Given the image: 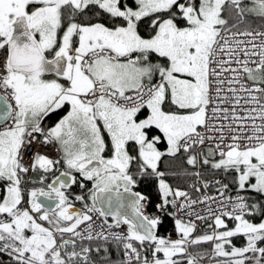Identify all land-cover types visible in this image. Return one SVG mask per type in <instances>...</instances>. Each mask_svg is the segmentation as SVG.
Segmentation results:
<instances>
[{
  "label": "snow or ice",
  "instance_id": "obj_1",
  "mask_svg": "<svg viewBox=\"0 0 264 264\" xmlns=\"http://www.w3.org/2000/svg\"><path fill=\"white\" fill-rule=\"evenodd\" d=\"M249 18L264 20V0H0V264H98L93 254L112 264L113 244L117 264H201L207 253L189 249L204 242L224 264H264V219L253 222L264 200L240 194L264 196V31H240ZM225 83L231 110L220 106ZM242 99L252 107L238 115ZM221 118L236 127L210 124ZM54 143L62 161L40 151ZM181 152L187 165L234 171L237 195L220 181L219 201L173 188L161 165ZM61 163L67 170L48 182ZM72 170L94 181L91 206L74 207L68 189L86 185ZM26 176L44 186L25 189ZM153 181L160 215L133 191ZM166 216L175 240L158 234ZM209 218L210 231L193 238ZM238 234L246 244L226 250Z\"/></svg>",
  "mask_w": 264,
  "mask_h": 264
},
{
  "label": "trees",
  "instance_id": "obj_2",
  "mask_svg": "<svg viewBox=\"0 0 264 264\" xmlns=\"http://www.w3.org/2000/svg\"><path fill=\"white\" fill-rule=\"evenodd\" d=\"M246 28H263L264 29V20H261L260 18H249L247 23H243L239 26V29H246ZM51 78V77H49ZM65 109V108H64ZM60 110L55 114L50 115L48 118H46L42 124L45 128L52 126L61 115L65 113V111ZM61 158V157H60ZM216 159H219L217 156ZM165 164L161 165L162 170H165L168 175L166 176L167 182L172 185L173 188H180L187 191L190 195H196L199 191H196L195 188L191 187L192 185H195L196 188L200 187V181L198 176L192 175L191 173H195L197 170V166L193 167L190 165H187L186 163V154L181 152L177 155L175 158L165 157ZM189 173V175H183L184 172ZM43 172L42 170L33 173L34 175H41ZM176 173V175H174ZM199 173H200V179L203 183L207 182L209 184V187L207 189L210 190H217L219 187V184L216 183V181H220L222 184H227L229 186L230 191H237L236 186L233 183V178L236 176V173L234 171H228L225 172L222 169H212L210 165H199ZM86 185L85 188H80L79 184H75L69 189V192H71V197L74 206H83V203H88L91 206V199H90V190L93 189V181H85L84 183ZM40 184H31L30 187L33 186L37 187ZM155 189L156 185L153 181L150 186H145L144 184H139L136 187L133 188V190L141 191L147 193L150 197H152L153 202L155 199ZM245 195H248L252 197L253 202L257 200H264V196H258L256 193L249 191L248 193H244ZM76 195H83L85 196V201H75L74 197ZM3 193L0 195V199H2ZM151 207L153 206L150 205ZM169 212H171L169 208ZM263 217H260L258 214L253 219V222H259ZM228 228L234 226V222L231 220H228ZM212 223L204 222L201 224L199 228L196 229L195 233L193 234V238L198 235H203L206 232H209V225ZM174 219L172 216H166L164 217L163 224L159 226L158 232L160 236H163L162 234L169 230L174 228ZM223 230V229H222ZM175 234L177 235L176 231ZM178 236V235H177ZM232 244L226 245V250H231V246L235 245L236 247H242L246 244V237H244L242 234H238L236 237L231 238ZM213 242H204L200 245L191 246L190 251L195 253H208L209 248H213ZM264 246V245H261ZM104 253L101 252L100 256H103ZM150 255V253H149ZM123 257L122 252H119L115 245L113 244L110 248V255L109 260L112 262V264H117L119 260H121ZM93 258L98 261L99 264V257H97L95 254H93ZM227 258L225 257H212V255L209 257L207 255L204 256V260L206 264H217V261L220 262V264H224V261Z\"/></svg>",
  "mask_w": 264,
  "mask_h": 264
},
{
  "label": "built area",
  "instance_id": "obj_3",
  "mask_svg": "<svg viewBox=\"0 0 264 264\" xmlns=\"http://www.w3.org/2000/svg\"><path fill=\"white\" fill-rule=\"evenodd\" d=\"M249 30H259V31H264V30H261V29H249ZM240 31H243V30H240ZM238 38H239V39H244V37H238ZM258 42H259V41H257V43H258ZM225 67H227V65H225ZM232 67H235V65H232ZM232 75H233V74L230 73V72H225L221 78H222V79H227V78H230ZM228 87H229V85H228L227 83H225V84L223 85V89H224V91L221 92L220 95H221L222 97H228V99L225 100V102H224L223 104H221L220 106H221L222 108H228L229 110H231V108H232L233 105H234V101H233V99H232V93H230V92L227 91ZM233 87H238V85H233ZM238 94H239L241 97H245V96H246V94L243 93V92H240V93H238ZM213 96H215V92H214V90H213ZM214 103H219V101H214ZM247 107H252V105H246V104L244 103V100L242 99L241 102H240V105L236 106L237 114H238V115H244L245 113H244L243 109H244V108H247ZM212 123H215L217 126H219L220 124H225V125H227V124H229V123H233V122L230 121V120L225 121V120H223V119L221 118V119H218V120H215V121H210V124H212ZM246 123L250 125V124H251V121H247ZM256 123L259 124V123H261V121L257 120ZM233 127H236V124H235V123H233ZM200 130L203 131V129H200ZM249 131H250V129H249ZM213 135H215V134L213 133ZM41 139H42V138H41ZM225 142L227 143V142H229V141H225ZM40 151H41V153L46 154V155H48L50 158H53V159H55V158L59 155V151H58V149H57V147H56L55 144H52V145H50V146L47 147V148H41ZM197 151H199V146L197 147ZM26 162H27V158H26ZM27 177H28V176H26V178H27ZM155 191H156V189H155ZM143 194L148 195V194L145 193V192H143ZM240 194H241V193H240ZM204 195L217 197V201H219V199H220V198H219V194H218L217 191H209V190H202L198 195H196V196H189V197H190L192 200H200V199H202V197H203ZM225 195H226V196H227V195L235 196V195H237V192H236V193L226 192ZM179 199L183 200V198H179ZM157 202H158V201L155 200V201L153 202V206H152V207H151V206H148V207L146 208V210H145L146 214H148V215H160V213H158V212L156 211L155 207H154V204L157 203ZM208 204H209L213 209H216V208L218 207L217 202L209 201ZM207 206H208V205H205V204H198V205L195 206V209H194V210H195L196 212H199L201 215H206V212L204 211V209H205ZM172 211H174V209H172ZM187 211H192V209H188V210H186V213H187ZM186 213L184 214L185 217H186ZM175 218H181V217H180V215L178 214V215H176ZM103 219H104V218H97V217L94 215L95 225H99V224H101V223L103 222ZM193 219H195V218L193 217ZM207 221H212V219L209 218ZM108 223L110 224V223H112V221H108ZM202 223H203V221H196L197 227L200 226ZM95 225H94V226H95ZM82 227H83V226H82ZM113 230H114V231H124V232H126V231H127V226H126V225H122L120 229H113ZM171 230H172V229L166 231V232L164 233V235H165V236H168L169 234H171ZM171 238H174V237L171 235ZM202 262H203V261H202ZM203 263H204V262H203Z\"/></svg>",
  "mask_w": 264,
  "mask_h": 264
},
{
  "label": "flooded vegetation",
  "instance_id": "obj_4",
  "mask_svg": "<svg viewBox=\"0 0 264 264\" xmlns=\"http://www.w3.org/2000/svg\"><path fill=\"white\" fill-rule=\"evenodd\" d=\"M51 57V56H50ZM62 161V160H61ZM59 167H57L54 171H53V173L49 176V179H48V182H51L52 181V179H54V177L55 176H57V174L59 173V172H61V171H66L67 170V168H66V165H63V163H61V165H58ZM71 175H73V176H77V178H78V180L81 182V183H85V181L86 180H84V178L83 177H80L79 176V174L78 173H76L74 170H72V172H71ZM70 183H71V181H70ZM93 183H94V181H93ZM75 184H72V186H74ZM44 185H38L37 187H43ZM71 186V187H72ZM68 191H69V189H68ZM79 207V206H78ZM77 207V208H78Z\"/></svg>",
  "mask_w": 264,
  "mask_h": 264
},
{
  "label": "crops",
  "instance_id": "obj_5",
  "mask_svg": "<svg viewBox=\"0 0 264 264\" xmlns=\"http://www.w3.org/2000/svg\"><path fill=\"white\" fill-rule=\"evenodd\" d=\"M68 110H70V106H66V107H65V109H64L65 113H64L63 115H66V113H67ZM63 115H61V116L59 117V119H60ZM59 119H58V120H59ZM58 120H57V121H58ZM57 121H56V122H57ZM57 145H58V148H59V150H60V145H59L58 143H57ZM161 147L163 148L164 145H161ZM60 153H61V160H62L64 154H63V152H62L61 150H60ZM227 223H228V222H227ZM234 226H235V225H234ZM234 226H233V227H234ZM233 227H230V228H233Z\"/></svg>",
  "mask_w": 264,
  "mask_h": 264
},
{
  "label": "rangeland",
  "instance_id": "obj_6",
  "mask_svg": "<svg viewBox=\"0 0 264 264\" xmlns=\"http://www.w3.org/2000/svg\"><path fill=\"white\" fill-rule=\"evenodd\" d=\"M57 167H59V166H57ZM29 176L31 177L32 180H37V179L39 178V175H37V176L34 175V176H33V173H30ZM29 176L27 177L28 181H29ZM25 179H26V177H24V180H25ZM28 181H27V182H28ZM253 182H254V181H253ZM263 219H264V217H263Z\"/></svg>",
  "mask_w": 264,
  "mask_h": 264
},
{
  "label": "water",
  "instance_id": "obj_7",
  "mask_svg": "<svg viewBox=\"0 0 264 264\" xmlns=\"http://www.w3.org/2000/svg\"><path fill=\"white\" fill-rule=\"evenodd\" d=\"M49 59H51V58H49ZM61 173V172H60ZM60 173L57 175V176H59L60 175ZM70 179H69V183H70ZM180 189V188H179ZM180 190H182V191H186V190H184V189H180ZM121 191H122V189H121ZM133 191H135V190H133ZM104 195H107V194H104ZM127 195V194H126ZM41 199H45V198H41ZM97 206L98 207H100L101 205L100 204H97ZM76 208V207H75ZM76 209H81V208H76ZM108 218H111V217H108ZM112 219V218H111Z\"/></svg>",
  "mask_w": 264,
  "mask_h": 264
}]
</instances>
